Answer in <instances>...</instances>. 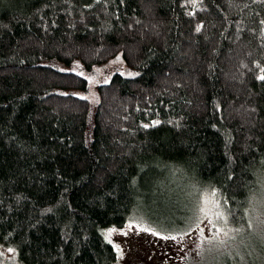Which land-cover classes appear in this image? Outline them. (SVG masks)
<instances>
[{"label": "trees", "instance_id": "trees-1", "mask_svg": "<svg viewBox=\"0 0 264 264\" xmlns=\"http://www.w3.org/2000/svg\"><path fill=\"white\" fill-rule=\"evenodd\" d=\"M261 21L264 0H0V246L115 264L103 231L184 213L178 189L242 229L264 202Z\"/></svg>", "mask_w": 264, "mask_h": 264}, {"label": "rangeland", "instance_id": "rangeland-1", "mask_svg": "<svg viewBox=\"0 0 264 264\" xmlns=\"http://www.w3.org/2000/svg\"><path fill=\"white\" fill-rule=\"evenodd\" d=\"M178 190V198L186 209L184 213L180 210L154 213L140 209L125 225L114 228L117 231L113 233L110 244L117 254L115 264H264V239L259 242L263 244L259 250L254 238L259 232L264 234V223H261L264 221V202L256 203L255 210L251 212L249 222H252V228H249V222L242 229H236L224 220H218L217 227L228 231V236L221 232L214 239L215 229L207 221L201 224L204 228L202 234L199 230L191 229L195 227L198 204L202 205L206 199L219 198L212 196L213 191L201 189L192 208L185 205L191 194H187L186 190ZM129 225L132 227L129 228ZM145 228L149 231L141 230ZM109 229L113 228L103 231L104 238ZM153 232L157 235H153ZM185 232L189 234L185 235ZM165 236H176L177 239H164ZM0 264H18L14 252L0 246Z\"/></svg>", "mask_w": 264, "mask_h": 264}, {"label": "snow or ice", "instance_id": "snow-or-ice-1", "mask_svg": "<svg viewBox=\"0 0 264 264\" xmlns=\"http://www.w3.org/2000/svg\"><path fill=\"white\" fill-rule=\"evenodd\" d=\"M261 23H264V21H261ZM197 31H199V28L197 29ZM262 71H264V69H262ZM258 79L264 81V75H261L258 77ZM145 127H148V125H145ZM212 196L215 197L216 193L213 192ZM221 206L218 200L212 199V200H205L203 202L202 205L197 206V214L195 216V220H194V224L195 227L192 228L191 230L195 231V230H199V232L202 234L204 231V228L201 227V224L204 223V221H207V223L209 225H211L212 228L215 229V233L213 234V238L216 239L219 237V235L221 234V232H223L224 236H228V231H225L223 228L217 227L216 225V221L218 220H224L225 223L227 222V217L225 216L224 211L220 210ZM213 217H215V220L213 219ZM261 223H264V221H262ZM129 228L132 227V225L128 226ZM253 224L250 221L249 222V228H252ZM191 228V225H190ZM142 231H149V229L145 228V229H141ZM116 229H109L108 232L106 233L105 238L108 240L109 243H111V237L113 235L114 232H116ZM239 231V230H236ZM126 234V233H125ZM189 232H185V235H188ZM153 235H157V233L153 232ZM164 239H172V240H176L177 237L176 236H165L163 237ZM219 243H224V241H219ZM8 251H13V249H8Z\"/></svg>", "mask_w": 264, "mask_h": 264}]
</instances>
